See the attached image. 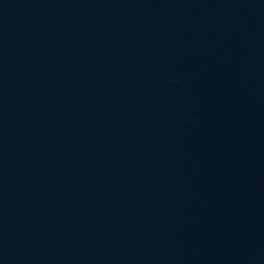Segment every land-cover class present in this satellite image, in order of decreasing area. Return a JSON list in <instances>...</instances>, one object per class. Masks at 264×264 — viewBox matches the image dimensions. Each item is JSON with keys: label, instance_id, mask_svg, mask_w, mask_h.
I'll list each match as a JSON object with an SVG mask.
<instances>
[{"label": "water", "instance_id": "water-1", "mask_svg": "<svg viewBox=\"0 0 264 264\" xmlns=\"http://www.w3.org/2000/svg\"><path fill=\"white\" fill-rule=\"evenodd\" d=\"M0 264H264V0H0Z\"/></svg>", "mask_w": 264, "mask_h": 264}]
</instances>
